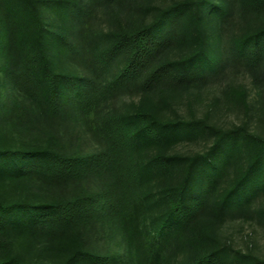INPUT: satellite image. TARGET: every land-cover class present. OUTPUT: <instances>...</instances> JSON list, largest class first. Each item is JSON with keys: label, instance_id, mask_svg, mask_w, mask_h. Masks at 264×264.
Wrapping results in <instances>:
<instances>
[{"label": "trees", "instance_id": "16d2710c", "mask_svg": "<svg viewBox=\"0 0 264 264\" xmlns=\"http://www.w3.org/2000/svg\"><path fill=\"white\" fill-rule=\"evenodd\" d=\"M234 9L255 27L225 33ZM97 11L107 29L84 30ZM73 58L86 59L90 74L73 71ZM233 69L250 77L264 122V0L159 9L151 0H0V264H226L218 220L264 227V136L160 119L146 103L124 115L102 108L124 89L193 88ZM91 114L104 146L83 152L75 131L67 145L60 121ZM205 130V153L165 154ZM92 226L106 247L88 244ZM23 241L40 245V256L19 253ZM245 263L264 264L233 262Z\"/></svg>", "mask_w": 264, "mask_h": 264}, {"label": "rangeland", "instance_id": "374dc122", "mask_svg": "<svg viewBox=\"0 0 264 264\" xmlns=\"http://www.w3.org/2000/svg\"><path fill=\"white\" fill-rule=\"evenodd\" d=\"M174 1L180 0H151V4L159 9L168 6ZM228 23L230 29L225 28L224 32H229L228 34L231 35H239L241 32L255 27L254 23H247L243 20L240 12L236 9L228 17ZM107 27V19L102 12L97 11L85 23L84 28L86 29L84 30H92L95 33H99L104 32ZM80 41L81 39L77 38V44ZM185 52L187 50L173 51L170 57L178 58ZM85 60L73 58L69 61V65L73 71L81 76L90 74V69L86 66ZM233 71L193 88L162 86L148 94L142 93L137 87L124 89L115 94L102 109L105 113L112 112L124 115L131 113L135 106L146 103L151 105L154 115L160 119L178 122H202L206 126L222 131L244 127L251 133L264 136V122L259 114L256 89L243 69L236 71L233 69ZM94 118L95 115L91 114L80 119L78 123H73V119L70 116L64 117L59 123V132L63 138L62 140L67 145L71 144L73 141L71 134L75 131L80 136L79 145L83 152L101 149L104 144L101 137L96 135L97 130L94 126ZM212 141L211 133L205 130L196 133L192 137L175 142V144L166 149L165 154L188 158L205 153ZM153 154L154 149H144L140 158L147 160ZM237 168L229 170V176L223 188H226L235 178ZM180 177L181 168H177L174 181H178ZM159 185L160 182L157 183L155 180L154 182H149V186L145 188L153 190ZM96 228L92 226L89 229L87 233L88 244H92L97 249H102L106 247L108 240ZM214 233L218 241L217 247L227 257L226 264H229V262L233 264L236 259L244 261L247 258L264 262V227L252 221L251 218L241 220L226 216L218 220L214 227ZM16 248L27 259L40 256V245H36L33 242L24 243L23 241V243L16 244ZM44 257L46 256L43 254L42 258ZM175 259L177 263H181L184 257L179 254ZM246 263H250V261Z\"/></svg>", "mask_w": 264, "mask_h": 264}]
</instances>
